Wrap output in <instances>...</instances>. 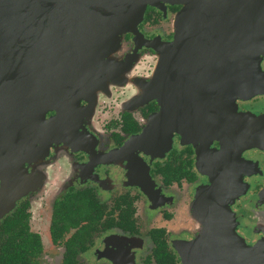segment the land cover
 <instances>
[{"label":"flooded vegetation","instance_id":"obj_1","mask_svg":"<svg viewBox=\"0 0 264 264\" xmlns=\"http://www.w3.org/2000/svg\"><path fill=\"white\" fill-rule=\"evenodd\" d=\"M209 3L148 5L140 38L124 33L106 56L111 69L100 86L58 89L23 150L0 141V188L28 191L0 221L20 210L23 230L6 236L25 245L21 264H66V255L71 264H201L228 243L231 261L264 264V51L256 60L249 53V0ZM251 60L261 72L249 80ZM218 186L216 204L231 197L224 208L231 233L218 232L217 221L209 229L202 213V189ZM81 194L95 197L98 215L69 220L66 236L95 220L99 230L73 238L70 252L54 235L57 212Z\"/></svg>","mask_w":264,"mask_h":264},{"label":"water","instance_id":"obj_2","mask_svg":"<svg viewBox=\"0 0 264 264\" xmlns=\"http://www.w3.org/2000/svg\"><path fill=\"white\" fill-rule=\"evenodd\" d=\"M165 1L184 3L188 9L205 5V0ZM162 3L163 0H0V141L4 140L11 152L23 150L37 122L45 119L47 100L58 89L69 84L78 93L100 86L104 73L111 69L106 56L119 47L124 33L132 32L136 39L140 38L138 24L147 6L163 7ZM249 9V53L256 60L264 51V43L258 41L264 26V0H249ZM191 10L188 15L192 14ZM179 43L180 35L175 42L176 56ZM255 60L250 61L249 80L261 72L260 62ZM165 63L166 59L156 76L160 86ZM46 123L50 127L52 121ZM11 160L17 161V168L23 171V158L14 155ZM14 192L12 195L3 182L0 218L15 208L18 199L28 191ZM205 192L206 200L201 208L209 229L217 221L224 225L217 224L218 232L231 233L224 211L231 197L225 196L216 204L213 198L223 194L220 186L216 192L213 187L202 189L201 194ZM228 239L229 242L235 237ZM228 247L215 249L201 264L249 263L231 261L226 254Z\"/></svg>","mask_w":264,"mask_h":264},{"label":"trees","instance_id":"obj_3","mask_svg":"<svg viewBox=\"0 0 264 264\" xmlns=\"http://www.w3.org/2000/svg\"><path fill=\"white\" fill-rule=\"evenodd\" d=\"M69 201L71 202L69 203ZM97 210L98 205L95 201V197H93L92 194L67 196L66 201H64L58 207L57 220L61 221V225H56L57 230L54 228V231H56L54 232L56 239H66V247H68V251H72L73 249V244L71 243L73 241V238H76V240L79 241L88 240V236L92 237V230H94L95 232L99 230L97 220L94 221L95 225H93L94 223H90L89 225H86L83 228L79 229V233L72 238H68L66 236V233L70 229L68 227V222L69 220H71L72 223H74L76 220L75 217H77V220L89 219L91 221L98 215ZM19 215H21V213L20 210L17 209L14 213H12V215L8 216L5 221L0 225V263L21 264L22 262H27L23 251L26 250L25 245L19 242L17 236H6V232L9 229L16 230V232L23 230L22 228H20L19 225ZM58 231H61L62 233L58 234ZM41 246L43 247L42 243ZM71 262L72 256L66 255L65 263L71 264Z\"/></svg>","mask_w":264,"mask_h":264},{"label":"rangeland","instance_id":"obj_4","mask_svg":"<svg viewBox=\"0 0 264 264\" xmlns=\"http://www.w3.org/2000/svg\"><path fill=\"white\" fill-rule=\"evenodd\" d=\"M7 214V213H6ZM5 214V215H6ZM5 215L4 216H2L1 218H0V221L5 217ZM110 243L115 247V246H117L118 247V251H120V252H123V253H126L127 252V249H126V245H125V243L123 242V241H121L120 239H117V238H112V239H110ZM127 255H130L129 254V252H127V254H126V256ZM106 256L107 257H111V254H106ZM112 259H113V257H112ZM119 263V262H118ZM134 264H136V263H134Z\"/></svg>","mask_w":264,"mask_h":264}]
</instances>
